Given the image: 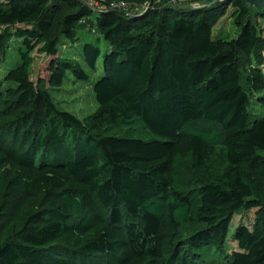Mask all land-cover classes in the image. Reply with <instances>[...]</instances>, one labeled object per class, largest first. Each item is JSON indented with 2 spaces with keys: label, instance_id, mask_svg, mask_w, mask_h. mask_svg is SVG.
I'll use <instances>...</instances> for the list:
<instances>
[{
  "label": "trees",
  "instance_id": "16d2710c",
  "mask_svg": "<svg viewBox=\"0 0 264 264\" xmlns=\"http://www.w3.org/2000/svg\"><path fill=\"white\" fill-rule=\"evenodd\" d=\"M104 1L133 11L0 0V61L18 55L0 82V264H264V9ZM226 16L237 36L213 37ZM100 38L81 119L51 90L98 70Z\"/></svg>",
  "mask_w": 264,
  "mask_h": 264
},
{
  "label": "rangeland",
  "instance_id": "374dc122",
  "mask_svg": "<svg viewBox=\"0 0 264 264\" xmlns=\"http://www.w3.org/2000/svg\"><path fill=\"white\" fill-rule=\"evenodd\" d=\"M196 6V5H195ZM198 6V5H197ZM227 16L213 29V37H217L218 35L222 36L226 39H231L237 36L238 29L227 20ZM82 42L85 41H96L98 36L89 30L82 31ZM99 44L102 49V57L98 62V70L95 72H91L90 78L88 80H76L72 73H69L67 78L63 80L62 84L51 90V93L54 97L56 104L59 108L69 111L79 118L84 119L86 116L93 113L98 106V102L96 99V95L94 92V83L103 75L102 62L106 49L108 48V44L102 39H99ZM12 48L9 51V55L6 58V61L2 63L0 61V82H2L4 75L6 73L7 67H11L18 60V55L14 49L17 46V42L12 43ZM65 52L72 57L82 60L81 55L79 53L82 52V44L76 43L75 46L65 47ZM36 63L34 64V73L33 79L37 81L39 78H44L48 80L49 76H53V72H50V58L45 55H39L36 53ZM256 107L255 113L261 115L264 112V107L254 106ZM254 213L253 212H241L237 214L235 219L232 222L230 228V235H233L234 229L241 222H245L247 224H251L253 220ZM234 247L237 245L232 239Z\"/></svg>",
  "mask_w": 264,
  "mask_h": 264
},
{
  "label": "built area",
  "instance_id": "2783aa9c",
  "mask_svg": "<svg viewBox=\"0 0 264 264\" xmlns=\"http://www.w3.org/2000/svg\"><path fill=\"white\" fill-rule=\"evenodd\" d=\"M88 6H90L95 11L102 10H113V9H121L128 12H132L130 10V4L125 1H113V2H105L104 0H83ZM102 2V3H101Z\"/></svg>",
  "mask_w": 264,
  "mask_h": 264
},
{
  "label": "water",
  "instance_id": "95a60500",
  "mask_svg": "<svg viewBox=\"0 0 264 264\" xmlns=\"http://www.w3.org/2000/svg\"><path fill=\"white\" fill-rule=\"evenodd\" d=\"M219 1V0H214ZM245 2L249 3L251 6L256 7L258 10L264 9V0H244Z\"/></svg>",
  "mask_w": 264,
  "mask_h": 264
}]
</instances>
